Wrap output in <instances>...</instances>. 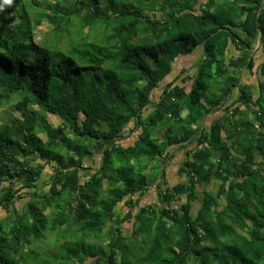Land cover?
<instances>
[{
	"label": "trees",
	"instance_id": "1",
	"mask_svg": "<svg viewBox=\"0 0 264 264\" xmlns=\"http://www.w3.org/2000/svg\"><path fill=\"white\" fill-rule=\"evenodd\" d=\"M7 107L0 264H264V0H0ZM154 168L156 206L139 207Z\"/></svg>",
	"mask_w": 264,
	"mask_h": 264
},
{
	"label": "rangeland",
	"instance_id": "2",
	"mask_svg": "<svg viewBox=\"0 0 264 264\" xmlns=\"http://www.w3.org/2000/svg\"><path fill=\"white\" fill-rule=\"evenodd\" d=\"M36 1V0H35ZM49 31V26L47 25V23L46 22H44V23H42V25H40L39 27H37V29H36V31H35V33H34V35H33V43L35 44V45H37V46H40V44H42L43 42H44V40H45V33L46 32H48ZM199 51H201L202 52V50H201V48H199V49H197L195 52H197V53H199ZM199 54H201V53H199ZM194 56H196V53L194 54ZM182 60V59H181ZM188 60H189V58H188ZM58 61H60V60H58ZM182 62V61H181ZM182 64V63H181ZM257 79H258V75L255 73L254 75H252V74H250L248 71H242L241 72V74H240V76H239V80H240V82L242 83V84H245V85H247V86H249L250 88H251V91L256 95V92H257V87H256V81H257ZM235 96V95H234ZM232 101H230L229 103H231ZM8 114V113H12V111H11V108L10 107H7L6 109H4V110H1L0 111V117H4L5 116V114ZM47 121H50V122H52V120L51 119H47ZM183 158V156L182 155H180L179 153L177 154V159H176V161L172 164V168H171V170L169 171L168 170V177H169V184H170V186H172V185H174V184H176V183H178L179 182V178L177 177V174L175 173V171H174V169H176L177 168V165L180 163V161H181V159ZM97 162L99 163V159H96V163H95V165H97ZM133 164H136L134 161H131V165H133ZM92 166V165H91ZM134 167H136V166H138V165H133ZM130 167V168H132V170L134 171V167ZM93 167V166H92ZM98 167V166H97ZM125 172H127V173H129L132 177H134V178H139L140 176L139 175H137L136 173H135V171L134 172H132L131 171V169H130V171H128V170H124ZM169 173H170V175L173 177V179L169 176ZM90 173H88L87 175H89ZM87 175H85V176H87ZM146 176V187L149 189V183H157V171H156V168H154L153 169V171H147V175H145ZM45 187H43V186H41L40 187V190H41V193H44L45 192V189H44ZM150 189H154L155 190V186H153L152 188H150ZM149 189V190H150ZM208 189H209V187H208ZM153 190V191H154ZM154 192H152V194H153ZM29 200L28 199H26V200H21L20 201V203H19V207H18V210H22V208H24V206L26 205V203L28 202ZM139 203H148L150 206L149 207H151L152 208V206L154 207V206H156V203H155V201H154V199H153V196L151 195V198H147V196H146V194L143 196V197H141L140 199H139ZM153 203V204H152ZM121 208V207H120ZM155 208V207H154ZM196 208H198V206H196ZM122 211H123V209H121L120 210V213H122ZM1 215V217H4V215L3 214H0ZM148 216L147 215H144L143 216V219H145V218H147ZM142 219V220H143ZM131 224V222L130 223H124L123 224V232H124V234L125 235H127V236H129V228H130V225ZM147 229V230H146ZM143 231H142V233H137L136 234V236L134 237V239L133 240H135V241H138V238H139V240H140V238L143 240V238H151L152 237V234L150 233V231H152V228H151V226L149 225V227H147V228H145V229H142ZM126 232V233H125ZM43 237L44 238H49L48 240H45V241H47V243H49V241H50V237H51V235L50 234H48V233H45L44 235H43ZM107 237H109V235L107 236ZM131 241V239L130 238H123V239H121L120 240V242H123V243H125V244H127L128 245V243ZM99 244H97V242L95 243V244H93V250L98 254V255H105L106 253H107V250L103 247V239H100L99 240V242H98ZM102 243V244H101ZM60 248V246H58V247H55V248H53V253H56V251L58 250ZM133 249H135V250H137V246H136V248H131V251L132 252H134V250Z\"/></svg>",
	"mask_w": 264,
	"mask_h": 264
},
{
	"label": "crops",
	"instance_id": "3",
	"mask_svg": "<svg viewBox=\"0 0 264 264\" xmlns=\"http://www.w3.org/2000/svg\"><path fill=\"white\" fill-rule=\"evenodd\" d=\"M239 33V32H238ZM240 34V33H239ZM256 45V44H255ZM254 45V49H253V56L252 57H254V59H257V62L258 63H260L261 62V59L259 58V56H258V54H256L257 52H256V49L258 48L257 46H255ZM202 50V49H201ZM256 52V53H255ZM196 53V56H194V55H192V58H189V60L188 59H184V60H181V61H179V64L180 63H182V64H180V65H178V64H176L177 66H176V72L172 75V77H170L169 79V82L170 83H174V84H180V82L183 80V79H185L187 76H190V74H192L193 72V70H194V68H192V66H194V64H196L199 60H201V58H203V51L201 52V51H199V53H201V54H199V53H197V52H195ZM194 53V54H195ZM255 53V54H254ZM235 54V52H234V49L230 46L229 48H228V56H227V58H226V60H228L231 56H233ZM182 70H184V72H183V74H180V72L182 71ZM245 85V84H244ZM133 141H132V139L130 138V140H128L127 142H126V144L127 145H131V143H132ZM87 163V162H86ZM95 163H96V161H95ZM91 165V164H90ZM87 166V167H90L93 171L92 172H89V171H85V172H83V174H84V176L85 175H87L88 173H90L89 175H92V173L96 170V168H97V166L99 165V163L97 162V165H95V164H92V166ZM171 170V169H170ZM174 171H176L175 169H174ZM169 176L173 179V177L170 175V173H169ZM174 180V179H173ZM152 192H154L153 194H152ZM146 194V196H147V198H151V195L153 196V199H154V201L155 202H157V192L156 191H150L149 190V192H147V193H145ZM145 205H149L148 203H139L138 204V206L139 207H143V206H145ZM197 206V205H196ZM195 206V207H196ZM137 211H138V209H137ZM127 212H128V208H126V207H124L123 208V211H122V214H123V216H125L126 214H127ZM132 224L133 223H131L130 225V230H129V235L131 234V229H132ZM123 227V226H122ZM126 233V232H125ZM125 235V234H124ZM126 237H128L127 235H125Z\"/></svg>",
	"mask_w": 264,
	"mask_h": 264
}]
</instances>
